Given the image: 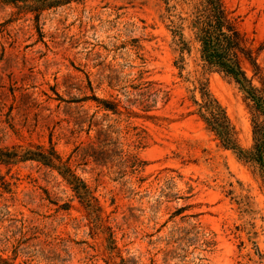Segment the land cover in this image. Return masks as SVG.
Listing matches in <instances>:
<instances>
[{
	"label": "rangeland",
	"instance_id": "rangeland-1",
	"mask_svg": "<svg viewBox=\"0 0 264 264\" xmlns=\"http://www.w3.org/2000/svg\"><path fill=\"white\" fill-rule=\"evenodd\" d=\"M224 3L263 47L264 76V0ZM30 6L0 0V264H264V186L194 115L193 83L208 82L245 149L249 104L202 64L188 31L179 70L164 4ZM146 84L160 91L156 119H131L128 110L143 115L132 95ZM100 132L110 136L102 157ZM27 151L55 153L87 199L59 169L23 161Z\"/></svg>",
	"mask_w": 264,
	"mask_h": 264
},
{
	"label": "trees",
	"instance_id": "trees-1",
	"mask_svg": "<svg viewBox=\"0 0 264 264\" xmlns=\"http://www.w3.org/2000/svg\"><path fill=\"white\" fill-rule=\"evenodd\" d=\"M19 1L32 3L33 6L28 7L32 11H41L65 5L72 0ZM160 1L165 8L160 20L166 25L173 38L174 50L180 57L177 62L179 70L184 69L180 65L184 62L183 55L191 52V43L186 38V31H188L199 46L202 64L209 71L231 80L249 104L252 117V146L245 149L239 144L236 129L226 109L211 93L208 82L197 80L193 83L192 93L194 95L191 100L196 109L194 115L216 137L223 149L232 151L240 163L255 169L264 186V76L258 63V54L263 50V47L258 51L254 50V41L250 40L242 31L240 19L233 16V13L227 9L224 0ZM180 2L186 6V11L178 9L177 4ZM172 3L175 5L173 6ZM245 63L251 67L254 74L253 78L245 70ZM255 79L259 81V86L255 84ZM150 85L152 84H146L147 87H144V85L139 86L135 89V93L132 95L134 97L132 104L143 115L128 110L129 118L145 121L156 119L150 113L156 107L160 91L154 92L149 88ZM93 100L104 110L121 115L118 111V105L97 98ZM103 133H99L98 141L104 135H106V140L101 141L100 150L94 153L101 157L106 154L105 149L108 146L105 143L109 141L110 137L109 134ZM53 155H47L39 151H27L22 156V160L38 161L59 169L80 198L87 199L88 190L85 183L70 171L65 173L66 171H63L60 167H56ZM5 156L7 155L1 154L0 159Z\"/></svg>",
	"mask_w": 264,
	"mask_h": 264
}]
</instances>
